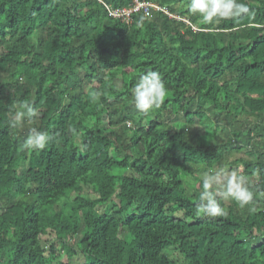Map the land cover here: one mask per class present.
Masks as SVG:
<instances>
[{"label": "trees", "instance_id": "16d2710c", "mask_svg": "<svg viewBox=\"0 0 264 264\" xmlns=\"http://www.w3.org/2000/svg\"><path fill=\"white\" fill-rule=\"evenodd\" d=\"M148 1L189 23L106 7L132 0H0V264H264V0L209 25L190 0ZM147 71L168 95L141 114L131 89ZM214 120L228 130L206 145L191 127ZM33 127L51 136L39 152L20 147ZM246 147L254 160L221 177L244 176L253 202L217 196L226 217L198 214V172Z\"/></svg>", "mask_w": 264, "mask_h": 264}, {"label": "clouds", "instance_id": "9594fccd", "mask_svg": "<svg viewBox=\"0 0 264 264\" xmlns=\"http://www.w3.org/2000/svg\"><path fill=\"white\" fill-rule=\"evenodd\" d=\"M187 7L192 15H199L205 25L220 20L238 21L244 15L254 19L255 15L243 0H190ZM143 19L142 17L141 24ZM256 26L251 23L245 25L249 28ZM131 94L135 109L141 114H148L165 103L168 91L159 72L147 71L138 76L132 86ZM99 97V92L91 93L92 100H98ZM21 107L25 109L27 116H37V112L30 105L22 104ZM23 115L25 112L17 113V120L13 121L11 126L17 127L19 118ZM50 139L51 136L47 131L33 127L20 147L22 150L39 152L47 147ZM217 196H222L226 200L230 199L243 209L253 202L254 192L248 186L245 177L238 172L233 171L223 177L219 174L205 173L202 176L201 191L196 202L197 213L210 218L226 217L228 212L218 202ZM251 210L249 208V211Z\"/></svg>", "mask_w": 264, "mask_h": 264}, {"label": "rangeland", "instance_id": "374dc122", "mask_svg": "<svg viewBox=\"0 0 264 264\" xmlns=\"http://www.w3.org/2000/svg\"><path fill=\"white\" fill-rule=\"evenodd\" d=\"M84 68L85 67H79V68H77V70H76L77 73H80V72L83 73V72H85V69ZM95 86H96L95 84L86 83V85L84 86L85 92H90V90L93 89V87H95ZM135 117H136V120H138L139 118H141L140 115H136ZM14 119L17 120V114L14 117ZM20 121H21V117L19 118V122ZM179 121H180L179 119L176 120V118H175L172 123H174L175 125H178ZM191 128H192L191 130L194 131L196 135H198L199 133H201V136H198L199 137V141H200V139H203L204 140V143L206 145H212L213 143L216 142V139H219V137H215L214 136V131L215 130L216 131H219V132H222L223 131L225 133L228 130V126L225 123H222V122H219V121H215V120H214L213 123L207 124V125L203 126V129L198 124H194V126H192ZM201 129H202V131L200 132ZM221 139H224V137H221L220 140ZM235 143H237V142H235ZM249 151H250V148L249 147H246V148H243V149H240V150H230V151H228L227 152V155L224 156L222 162L219 165L214 166V168L212 169V172L214 173V175L215 174H219L220 176H222L223 174L228 173L229 171H231L229 169L230 168V165H232L231 168H233V169L236 168V165H237L235 163V160L236 159L243 158V159H247V160H254L253 155H251ZM205 173H209V171H200V172H198V176H200L202 178V176ZM186 182L188 184L187 185V188L188 189H190L191 188V185L194 184V180L191 177H187ZM224 201H225V205H226V207L228 209V207L232 204V200H230V199H228V200L224 199ZM110 206H111V203L108 202V207L111 208ZM99 208H100V210H102L103 206L100 205ZM83 261H84L83 255L80 254V252H78L77 255L74 257V259L71 260V264H82Z\"/></svg>", "mask_w": 264, "mask_h": 264}, {"label": "built area", "instance_id": "2783aa9c", "mask_svg": "<svg viewBox=\"0 0 264 264\" xmlns=\"http://www.w3.org/2000/svg\"><path fill=\"white\" fill-rule=\"evenodd\" d=\"M106 7L112 17L118 18L128 23L133 22V17L137 13H142L144 17L150 18L152 15V11H160L167 15L169 18L182 20L189 23L187 19L181 18L178 15L171 13L165 6H159L148 0H132V3L129 7H122L120 9H112L108 6Z\"/></svg>", "mask_w": 264, "mask_h": 264}]
</instances>
